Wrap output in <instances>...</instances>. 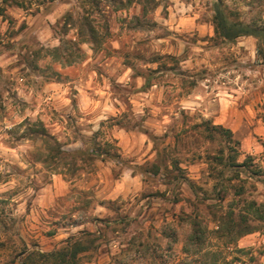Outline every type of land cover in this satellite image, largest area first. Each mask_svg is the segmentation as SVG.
I'll return each mask as SVG.
<instances>
[{
  "label": "clouds",
  "instance_id": "9594fccd",
  "mask_svg": "<svg viewBox=\"0 0 264 264\" xmlns=\"http://www.w3.org/2000/svg\"><path fill=\"white\" fill-rule=\"evenodd\" d=\"M0 264H264V0H0Z\"/></svg>",
  "mask_w": 264,
  "mask_h": 264
}]
</instances>
